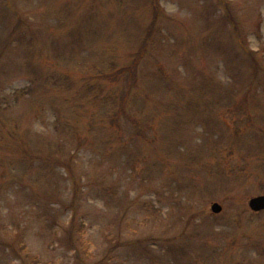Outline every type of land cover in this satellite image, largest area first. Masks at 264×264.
I'll return each instance as SVG.
<instances>
[{
    "label": "rangeland",
    "instance_id": "obj_1",
    "mask_svg": "<svg viewBox=\"0 0 264 264\" xmlns=\"http://www.w3.org/2000/svg\"><path fill=\"white\" fill-rule=\"evenodd\" d=\"M212 1H157L162 28L135 85L99 81L106 102L86 115L71 103L74 83L107 61L130 63L151 1L0 0V259L13 257L12 245L41 264H74L53 225L67 227L75 213L84 260L76 264H264L252 247L264 246V212L252 217L247 205L264 195V0ZM48 75L62 81L55 87ZM122 105L127 116L151 118L154 133L131 143L135 124H125ZM60 114L77 116L76 131ZM117 115L120 134L110 124ZM250 116L256 126L244 125ZM22 150L58 164L71 157L73 174Z\"/></svg>",
    "mask_w": 264,
    "mask_h": 264
},
{
    "label": "trees",
    "instance_id": "obj_2",
    "mask_svg": "<svg viewBox=\"0 0 264 264\" xmlns=\"http://www.w3.org/2000/svg\"><path fill=\"white\" fill-rule=\"evenodd\" d=\"M154 13L156 14V17H157V13L156 12H154ZM153 28H155V25L151 22L150 26L147 28L148 30H147L146 36H144L142 38V40L140 42L141 44H140V46L138 47V49L136 51L137 54H135V56L131 57L130 63L126 67H124V66L117 67L116 64L112 63L113 61H110L111 63L108 64V69L111 70L112 73H113V71H116V72H114L111 75H107L106 76L107 78H112V76L116 77L117 81L120 80V82L123 84L125 89H128L129 87L135 85L136 75H137L136 74L137 73V66H139L138 63L140 62V60H142V53L145 52L146 50L150 49V47H151V43L150 42L154 39V37L152 36ZM108 76H110V77H108ZM106 77H102L100 75L94 76L93 78L88 77V76L79 77L78 84L74 83V85H76V91L77 92H76V95H75V97L73 99V102L66 100L68 96L65 97V102L67 104H69L68 102L74 103V105H73L74 109H77L78 111H80L82 109H86L85 114L87 115V113H88L87 110H89V109L93 110L92 107H94V108L96 107V105H93L94 103L99 105V103H103L104 104L106 102V100H104V99L106 98V95L108 93L104 89L100 90L99 89L100 86L97 89V85H98L99 81L102 82V80L106 79ZM68 83H69L70 86H72L70 84V81ZM248 87H250V86H248ZM28 94L31 95V94H34V92H31V90H30L28 92ZM128 94H129L128 97H131L133 95V92L132 93L129 92ZM124 98H126V96ZM126 99H124V100H126ZM109 100H111L110 96H109ZM121 100H123V97L121 98ZM251 104L252 105H256V102H252ZM125 111H126L125 106L122 105V108L119 109V113H123L124 114L125 117H123V119L126 121L125 124L129 125L130 120H133V122L135 124L134 125V130L137 131V132L134 131V130L132 131L133 132V136L129 137L131 143L137 142L138 139L141 136H145L143 133H145L148 130H150L148 132L149 134H153L154 133L153 128L149 127V125L151 123H153V120L151 118L147 119L149 121V123H143L141 120H139V118H137L136 116H134L132 114L133 112L130 115L127 116V115H125ZM56 112H57V114H59L60 113L59 109L56 110ZM91 113H93V112H91ZM76 117L77 116L72 118V120H67V119L62 117V114H60L58 116L57 122H58L59 119H63L65 124L67 125V127L70 129V131H76L77 128H74L72 126V124H71L72 121L76 122ZM56 118H57V116H56ZM92 118H93V116H92ZM119 123H120V121L118 120V115L111 119V123L110 124L112 126V132H117L118 131V134H120V132L122 130V125H120ZM249 123L253 124V125H255V124L257 125L258 124L257 121L251 116H250V118H247L245 120L244 125H247ZM96 124L100 128L106 129V128L102 127L100 122L96 123ZM241 137H242L241 131L237 132V135H236V143L237 144L241 140ZM140 143L147 145L144 141H140ZM156 151H157V146L155 148V153H156ZM170 151H171V149L168 146L162 147V149H161L162 153L159 154L160 158L158 159L157 163H159V161H160L159 165L162 168L166 167L164 163L166 161L168 152H170ZM22 153H23V157L24 158H26V157H28L29 159H31V158H35V159L39 158L42 163H44V162L45 163H52V164H54L57 167H60L62 169L67 170L68 174H70V175L73 174L72 166L70 164L71 157L66 158L65 161H61L58 164V162H56V161L52 162L51 161L52 159L50 160V156L48 154H45V155H43L41 153H38V154L33 153L32 154L30 150H22ZM162 154H163V159H162ZM54 169H55V167H54ZM71 183L73 184V190H74L75 189L74 180ZM58 205L61 207L60 209H62V210L65 209V208L66 209L69 208V206L67 204L63 203L62 201H60ZM79 222L80 221L77 220V217H76V215L74 213L72 216H70V221L67 222V227L64 226L61 222L58 223V225H56V226L53 225V229L55 227L59 229L57 234H56V238H58L60 243L64 246V247L62 246L63 249H61V250H65V248H67V250L69 252H72L70 255H71L72 259L74 260L73 261L74 264H76L79 261H81V262L84 261L82 255H81V252L79 251L80 248L77 245V240H79V235L81 233L78 235L75 232L76 231V226L78 225ZM79 228L82 229L83 225L79 224ZM52 236H53V231H52ZM0 242L4 246H6V242L1 241V240H0ZM258 245L259 244H255L254 243V244H252V247H256ZM15 247H16V245H15ZM166 247L168 248V253L169 254L170 253L174 254V256H176V254H178V256H179V252L182 249V248L178 249L177 245L170 238L167 239ZM9 248H10V251L12 253V256L15 257L18 260L19 263H15V262L11 261L13 257L9 258V259H6L5 262H4V260L0 259V263H5V264H10V263H12V264H41L39 262V260L35 257V255H31V256H26L25 255L22 258L21 255L18 254L17 250L15 248H12V245H9ZM209 254H211V253H209ZM209 254H207V257L209 256ZM214 256L217 257L218 253H215ZM25 257H29V259H25ZM207 257H205L203 259H207ZM207 260L208 261L204 262V264H214V262H215L214 261V257H211V258H209ZM101 261L102 262L100 264H103L104 260H101ZM176 263H177V259H176Z\"/></svg>",
    "mask_w": 264,
    "mask_h": 264
},
{
    "label": "water",
    "instance_id": "obj_3",
    "mask_svg": "<svg viewBox=\"0 0 264 264\" xmlns=\"http://www.w3.org/2000/svg\"><path fill=\"white\" fill-rule=\"evenodd\" d=\"M248 206L252 211L264 210V197H258L250 200ZM211 210L213 213H218L220 211V207L217 204H214Z\"/></svg>",
    "mask_w": 264,
    "mask_h": 264
},
{
    "label": "bare ground",
    "instance_id": "obj_4",
    "mask_svg": "<svg viewBox=\"0 0 264 264\" xmlns=\"http://www.w3.org/2000/svg\"><path fill=\"white\" fill-rule=\"evenodd\" d=\"M108 77H110V76H108ZM107 78V77H106Z\"/></svg>",
    "mask_w": 264,
    "mask_h": 264
}]
</instances>
